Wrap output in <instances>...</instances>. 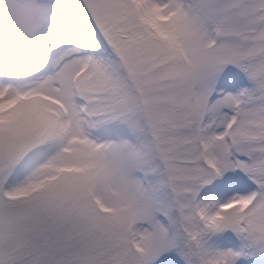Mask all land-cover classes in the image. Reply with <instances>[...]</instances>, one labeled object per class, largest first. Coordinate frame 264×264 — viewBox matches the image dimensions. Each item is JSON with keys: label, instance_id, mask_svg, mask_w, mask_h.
Instances as JSON below:
<instances>
[{"label": "snow or ice", "instance_id": "1", "mask_svg": "<svg viewBox=\"0 0 264 264\" xmlns=\"http://www.w3.org/2000/svg\"><path fill=\"white\" fill-rule=\"evenodd\" d=\"M0 264H264V0H0Z\"/></svg>", "mask_w": 264, "mask_h": 264}]
</instances>
